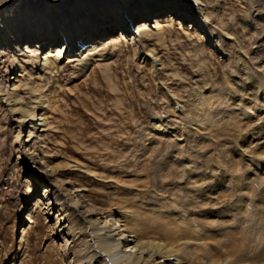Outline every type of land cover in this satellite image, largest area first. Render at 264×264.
<instances>
[{
  "label": "rangeland",
  "instance_id": "rangeland-1",
  "mask_svg": "<svg viewBox=\"0 0 264 264\" xmlns=\"http://www.w3.org/2000/svg\"><path fill=\"white\" fill-rule=\"evenodd\" d=\"M0 7V264H101L71 214L63 229L76 198L103 222L187 218L184 264H264V0ZM80 21L113 40L63 59Z\"/></svg>",
  "mask_w": 264,
  "mask_h": 264
},
{
  "label": "bare ground",
  "instance_id": "bare-ground-1",
  "mask_svg": "<svg viewBox=\"0 0 264 264\" xmlns=\"http://www.w3.org/2000/svg\"><path fill=\"white\" fill-rule=\"evenodd\" d=\"M159 13H163V16H158ZM164 14L165 10H162V12L160 10V12L155 13L156 17H154V19L148 16L147 20L138 24L140 26H136V31H132V34L137 31H150L151 29L148 28V22L152 23L153 26L150 25L152 30H160L162 25L166 24L169 20V17L166 15L164 16ZM121 18L123 17H112L111 20L104 22V24L113 23L116 26ZM92 26L93 25L90 26L87 22H78L72 34L68 35L69 38H64L65 42L60 52L63 54V59L79 58L113 40L111 36H102L103 29L101 27L94 26L97 28H93V30L90 28ZM129 26L128 24L126 27H123V34H128ZM61 40L62 39L59 38V41ZM44 43L45 42H39L32 48L41 51L49 47V45ZM81 43H84V45H81L82 47L80 48H76ZM54 47L55 46L49 47V49H53ZM30 49L31 46L26 45L25 50ZM73 50H75L74 54H72ZM47 170L50 174H46L45 176L52 177L53 169L50 168ZM47 170H44V174ZM50 187V193L54 195L57 185L52 184ZM66 190L68 189L65 188V192L60 194L64 199L70 196V192L68 193ZM72 198L74 199L75 196ZM77 201L78 199L76 198L74 204L70 205L71 207L68 206V208H71L70 210H64L60 207L58 213L62 216L64 222L63 229L71 222V219L66 218L71 214L83 229L91 233L90 237L96 242L97 248L103 252L100 260L101 264H184L180 256L185 247L189 246L188 244H191L193 241L192 236L194 234V229L190 225V220L187 221V218L183 221V219L176 218L175 216L170 217L166 215L168 216L166 217L161 211L156 214L150 213L143 215L142 213L139 214L138 211L126 210L121 213L120 223L118 222L117 224L112 222L111 219L103 222L100 218L96 217L93 209L89 208V206H86V208L82 206L83 209H81V207L79 208L77 204L80 200ZM159 237L162 238L163 243L155 242L154 239ZM209 264L218 263L211 260Z\"/></svg>",
  "mask_w": 264,
  "mask_h": 264
},
{
  "label": "snow or ice",
  "instance_id": "snow-or-ice-1",
  "mask_svg": "<svg viewBox=\"0 0 264 264\" xmlns=\"http://www.w3.org/2000/svg\"><path fill=\"white\" fill-rule=\"evenodd\" d=\"M3 2V0H0V3H2Z\"/></svg>",
  "mask_w": 264,
  "mask_h": 264
}]
</instances>
